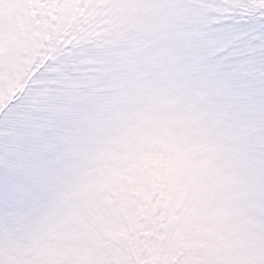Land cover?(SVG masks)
Returning <instances> with one entry per match:
<instances>
[{
  "label": "snow or ice",
  "instance_id": "snow-or-ice-1",
  "mask_svg": "<svg viewBox=\"0 0 264 264\" xmlns=\"http://www.w3.org/2000/svg\"><path fill=\"white\" fill-rule=\"evenodd\" d=\"M9 60L0 264H264V0H0Z\"/></svg>",
  "mask_w": 264,
  "mask_h": 264
},
{
  "label": "rangeland",
  "instance_id": "rangeland-1",
  "mask_svg": "<svg viewBox=\"0 0 264 264\" xmlns=\"http://www.w3.org/2000/svg\"><path fill=\"white\" fill-rule=\"evenodd\" d=\"M10 29H11V25H10ZM25 55H28V53H26ZM0 71H3L6 77L14 76L17 72L15 62L12 60L6 61L3 65H0Z\"/></svg>",
  "mask_w": 264,
  "mask_h": 264
}]
</instances>
